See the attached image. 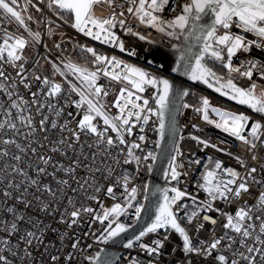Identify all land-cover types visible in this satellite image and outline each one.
<instances>
[{
	"label": "snow or ice",
	"instance_id": "snow-or-ice-1",
	"mask_svg": "<svg viewBox=\"0 0 264 264\" xmlns=\"http://www.w3.org/2000/svg\"><path fill=\"white\" fill-rule=\"evenodd\" d=\"M44 0H41L43 3ZM132 6L127 8V12L133 14L134 17L140 22V24L146 25L162 33L163 35L180 39L183 37L184 41L189 42L184 45L183 48L173 45L172 47L180 52V56L176 61V67L172 71H181L183 75L188 76L193 81H200L206 84L209 88H214L216 92H219L222 96H227L230 100L235 101L239 105L246 106L248 109L255 113L264 116V87H261L259 92L257 91L256 83H252L249 87L244 88L238 86L233 79L230 77L225 79L219 76L211 67H209L204 61L205 58H211L214 61L222 63V67L227 69L229 73L236 72L241 76L249 79L253 76V70L257 67V63L254 61H247L248 70L241 72L239 67H233L232 58L238 51L248 52L253 46L256 48H264V0H185L181 7V11L174 18L165 20L157 13L163 12L166 5H169L170 0H127ZM31 4L37 11L41 9L32 4V0H26V5L23 10H18V0H0V10L3 13V19L7 24L15 22L20 28L27 33L28 37L32 42H39L41 34L38 31H32L26 23L27 21L33 20L31 15L25 17L22 11H27V5ZM106 5L109 9H112L111 14L108 17L101 18L93 15V10L97 6ZM113 5L122 7V5L116 4V0H47V7L52 9L54 13L61 18H71L74 22L72 27L77 31L84 33V35L91 37L93 40H98L104 44H111L117 46L123 52L125 51L124 42L113 31L117 27V22L121 28H125V20L119 19L124 16V11H121L118 15L115 12ZM175 11V9H172ZM67 22V19H66ZM51 23V21H49ZM235 26L237 29L244 33H252L257 37L256 40H246L244 36L231 32L232 27ZM223 29V34H218L219 30ZM49 35L52 34V29L49 28ZM126 34L137 36L139 40L144 41L146 37L137 32H132L131 27L126 28ZM191 40H195L199 45V50L196 52L192 51ZM28 41L23 38H17L4 32L3 37L0 38V61L8 64L12 67H18L19 71L17 76L25 71L23 63L17 64L18 61L23 60V50L26 48ZM151 43V42H150ZM83 47V46H81ZM56 48L59 49L60 45L57 44ZM84 51L91 53L94 58L93 63L98 65L96 69L89 70L87 67L67 62L64 64V68L67 72L61 70L55 64L53 68L61 76H67L71 74L79 82L78 87L75 83L68 81L70 93H76L79 97L78 100L72 101V104L77 109L82 110L81 118L77 122V128L75 130L68 129L69 121L65 120L63 124L58 125L55 120L51 122L53 129L59 127L61 132L65 130L71 131V139L73 142H79L81 134H92L96 137L95 145L99 148L101 145H105V151H110L111 148L117 147L118 145H125L127 143L125 134L131 136L133 129L137 124L147 125L152 116H155L158 120V126L155 131L158 134L159 139L155 142L156 147H160V142L165 137L166 127H168L173 135L175 132L174 118L170 125L166 126L165 115L170 112V104L172 103L171 96H187L188 91L174 89V85L165 78L158 77L144 70L141 67L133 64L126 63L123 60L118 59L115 56L109 58L108 56L97 54V52L91 48H84ZM227 53V60L225 61L224 52ZM129 55H135V51L131 50L128 52ZM194 61V63H193ZM264 67V65H261ZM109 68L112 70L109 71ZM105 77H109L112 81L124 82L125 86L121 87L119 94L117 95L112 107L117 109L116 115H111L106 109L102 99L108 96L109 92L103 86L97 84L100 74ZM0 78L7 79L5 71L0 67ZM261 78H264V73H261ZM36 80H42L43 85L46 88L40 90L43 93L45 99L40 100L37 92H32L33 97L32 104L37 105L36 112L41 114L42 118L39 121V128L35 126V122L31 115V109L29 102L24 100L23 97H18L17 100H13V92L8 90V87L0 82V90H3L11 100L9 109L5 110V115L9 119H5L0 122V130L7 128L12 131L14 136L20 135V128L17 122H14L10 117L12 116L11 109L17 110V119L19 125L28 129L24 133V138L29 139L34 136L37 131L47 132V124L49 117L43 115L45 108L48 111H54L56 117H60L63 109L56 108V106L50 102L48 98H55L62 92V85L50 81L47 77L41 78L39 75L35 77ZM26 77L21 76L20 83L25 88H30V85L25 82ZM130 86V87H129ZM146 86H150L155 89L151 99L154 101L155 107L149 106V99L144 98L142 93L145 92ZM16 87V82L12 81L11 88ZM142 101V103H138ZM184 108L190 107L188 104L183 105ZM209 110L215 114L219 119L213 120L209 117ZM197 113L202 115V119L208 124L214 125L218 129H222L230 136L241 141L244 145L248 146V150L251 151L257 147V142L264 146V124L260 121L252 122L249 130V122L251 118L244 113H235L227 110H222L217 107H212L210 101L205 97L201 98V107L194 109ZM28 112V115H24ZM69 117L73 116V113L67 114ZM97 118L103 122L105 126L103 130L99 129V126L95 121ZM196 128V125H193ZM109 130L115 133V137L106 135ZM140 131H144V127L141 126ZM247 133V134H245ZM195 140L198 144L203 145L205 148L212 147L216 148L217 151H223L216 145L211 144L206 139H201L198 136L192 135L190 137ZM47 140V135L44 136ZM146 137L140 135L139 141H144ZM183 139V136L180 137ZM73 142H69L68 138H61L56 141L58 145H67L68 148H73ZM118 142V144H117ZM31 143H38V141L32 140L29 146L24 147L17 142L14 138L0 139V144L3 145H14L20 153H31L37 156V160L43 165L47 166L52 162L51 156L39 155L37 148L31 147ZM92 145H89L91 147ZM40 147H44L41 143ZM141 149V145L136 142H132L127 148V155L124 159V164H130L133 161L136 163L137 171L141 162H147L149 160L156 161L157 155L154 152H147L142 158L135 155L134 150ZM59 147H52V152H59ZM142 150V149H141ZM123 151V149H121ZM183 153L180 149L179 144L174 145L173 154L169 156L168 169L165 172V178H169L171 181H179L182 175L186 173L180 171L183 168L182 164H178L177 160ZM10 154L7 148L0 149V157H9ZM94 158V156H93ZM10 159L15 163L9 165L7 163L0 165V184H3L7 180L5 189L2 192L4 198L13 199V193L9 189L19 190L22 187L24 181L27 182L29 187L36 189V192H45L54 199H59L62 195L60 189L53 190L48 184H42L41 180L28 175V172L21 168L19 165L23 160L22 155H11ZM87 159V157H86ZM211 160V157L208 158ZM237 161L244 166V161L240 157H236ZM255 160L257 157L252 156ZM79 165V161H74ZM116 163H119L117 160ZM199 165L201 161L199 159L190 161ZM31 167V164L28 165ZM148 170L152 171V164H148ZM53 167L63 170L68 174H72L76 171L73 167L64 168L63 165H53ZM87 167V165H86ZM10 168V171H9ZM92 171L91 168H89ZM94 171H100L95 169ZM113 169L109 168V175ZM257 172L255 167L251 168L247 176L251 177L255 181L254 173ZM37 177L46 174L47 168L37 166L36 167ZM221 173H226L229 179H225ZM19 175L24 178V181L20 183L15 182L14 177ZM50 175L55 176V172ZM13 177V179H9ZM107 178V177H106ZM240 174L232 168H224L221 161L217 160L215 165L211 169H206L201 173V182L199 188L203 190L208 199L200 202L197 205V198L191 197L194 205L197 206L196 211L191 213H185V216L189 223L196 218L201 211L219 212L220 209L214 208L213 203L216 200L229 201L231 196L239 198L243 193L250 191V187L247 183V178L237 185V180H240ZM131 182L129 174L125 173L122 177L115 180V185H122L126 193L125 204L115 203L110 208H104L101 205L102 212L95 213L91 207L74 208L70 213L72 218L70 222L64 220V215L61 216V221L68 223V227L78 223V219L81 216V212L93 214V219L99 221L101 225L106 226L103 229V233L97 239L107 244L109 241L119 237L122 233L127 231V226L119 222V217L127 212L128 209L135 207V215L137 218L143 211V205L136 204L137 200V187L129 188L128 185ZM258 183H264L257 181ZM59 185H68V180L58 181ZM85 184H88V180H84L80 184L83 188ZM232 185H236L235 188ZM92 185L89 184V187ZM100 186H97L95 191L99 192ZM148 186L145 185V193L148 192ZM29 191L28 187H24L23 192L20 195L14 197V199L24 205L25 208L31 206V201L24 198V193ZM75 191V189H73ZM162 194V202L158 204L156 208L155 218L152 223L140 231L135 236L134 240H129L124 247L132 248L134 243L141 241V238L148 233H155L161 229L174 230L182 238V251L185 254H196L209 257L213 255V252H221V246L223 249H233V245H239L245 251H239L233 249L232 257L229 258L225 254H219L214 257L219 264H264V215L253 216V209L264 213V191H262L258 197L256 205L252 207H240L234 215L224 213L226 216V223L223 224V228L235 233L241 237L239 240L236 236L229 235L226 231L224 235L215 237L211 243L207 244L206 247H197L193 244V241L189 237L186 229L181 225L177 219L178 212L182 208H186L187 205L179 204L184 197L189 194L186 191L181 190L179 187L163 188L159 189ZM173 195H169V193ZM107 195L115 199L114 186H108L106 189ZM37 202H40V211L46 212L51 207L50 202L41 201L39 195L35 196ZM89 199L97 200L95 195L89 197ZM147 199V195H145ZM71 205L73 202L71 199L68 200ZM175 206V211L173 210ZM13 216V222L10 224L7 221L0 223V230L6 232L9 236L15 234L18 231V223L24 221L25 217L17 212L14 206H8L4 209ZM203 220L210 221L211 224L217 223L216 219L212 216L205 215ZM253 220H259L258 234L253 235L256 231L257 226L253 223ZM203 223L199 225V228H203ZM63 239V237H62ZM168 237L165 235L164 240ZM253 240V243L249 245L247 241ZM27 246H32L34 243H43V229L38 231H27L23 236L20 237ZM79 241L72 244V248H77ZM204 244L203 241L200 242ZM0 253L12 252L13 255L16 253L9 247L10 241L8 239L0 240ZM139 246L146 250L148 255H159L160 250L164 247V241L157 239L152 241L151 245L140 243ZM91 247V245H89ZM28 257H31V252L28 247L24 249ZM259 258V260L257 259ZM52 261L58 259L57 256L51 257ZM90 264H113L111 258L100 259V253H96L93 257H88ZM0 264H11L8 257L4 254H0ZM132 264H138L133 258ZM190 264V262H189Z\"/></svg>",
	"mask_w": 264,
	"mask_h": 264
},
{
	"label": "built area",
	"instance_id": "built-area-1",
	"mask_svg": "<svg viewBox=\"0 0 264 264\" xmlns=\"http://www.w3.org/2000/svg\"><path fill=\"white\" fill-rule=\"evenodd\" d=\"M184 2L185 0H170L169 5L165 6L163 12L157 13V15L165 20L172 19L180 13V6H182ZM32 4L37 5L41 10L37 11L35 7L29 4L27 5V11H22V14L25 17L28 15L33 17V20H26V23L32 31H38L41 34L39 42H32L23 28H20L15 22L7 24L3 19L2 10H0V38L3 37L4 32H7L11 36L23 38L28 41L22 53L23 60L18 61L17 64L23 63L25 71L21 76L26 77L25 82L30 85V88H25L24 85L19 82L21 76H17V72L19 71L18 67H12L2 61H0V67L5 71L7 79L0 78V82L4 83L8 87V90L13 92V100L18 101V97H23L24 100L29 102L31 115L37 129L39 128V121L42 116L36 112L37 105L31 103L33 100L31 93L37 92L40 100L43 101L45 97L40 90L46 88L42 80L35 79L37 75L41 78L47 77L50 81L62 85L61 94L55 98L48 99L56 108H62L63 112L60 117H56L54 111L50 112L45 108L42 114L49 117L47 124L48 131L46 133L37 131L33 137L25 139L23 134L26 133L28 129L19 125L17 110L11 109L12 116L10 119L17 122L21 134L14 136L12 131L5 128L0 130V139L14 138L24 147L29 146L32 140L38 141V143H31V147L37 148V153L39 155L51 156L52 162L45 166L37 160V156L33 155L31 151L20 153L14 145L0 144V149L7 148L10 154L7 158L0 157V165L5 163L11 165L15 163V161L10 159L11 155H22L23 160L19 166L24 168L29 176L40 179L42 184H48L53 190L59 188L62 195L59 199H54L43 191L36 192L35 188L29 187L23 177L16 175L14 177L15 182H24L19 190L9 189V191L13 193V199L6 200L2 192L6 187L7 180H5L3 184H0V223L7 221L10 224L13 222L12 214L4 211L8 206H14L17 212L25 217L24 221L18 223V231L15 234L9 236L6 232L0 230V240L5 238L8 239L10 241L9 247L16 253L13 255L12 252L6 251L0 254L6 255L9 261H11V264H90L88 257L95 256L96 253L107 246V244L97 239V237L102 235L107 221L105 225H101L99 221L93 219V214L81 212L78 223L69 228L68 223L61 221V216L64 215V220L70 222L72 218L70 215L65 214L66 210L67 213H70L74 208L91 207L94 209L95 213H101V205H103L104 208H110L115 203L125 204L126 193L123 186L114 184L115 180L122 177L125 173L129 174L131 177V182L128 187L138 188L137 200L134 202V205H143L144 208L146 204L145 195L148 194V192L145 193V185H147L149 189L153 166L156 161H142L138 171V166L134 161L130 164H124L123 161L127 155V148L132 142L139 143L142 149H135V155L142 158L149 151L157 155L159 148L156 147L155 142L159 137L155 128L158 126V120L155 116H152L147 125H142V122L141 124H137L131 136L125 134L127 141L125 145L113 147L108 152L105 151V145H101L99 148L96 147V137L92 134H81L80 141L73 142L71 139V131L65 130L61 132L59 127L53 129L51 127V122L55 120L58 125H61L65 120H68V129L75 130L77 128V122L81 118L82 110L77 109L74 104H72V101L78 100L79 97L76 93H70L68 81L75 83L78 87L80 86V82L71 74L61 76L55 71L53 64L65 72H67V70L64 68V64L67 62H72L94 71L98 65L93 63L94 58L91 53L83 50L84 48L91 47L97 54H102L109 58L115 56L126 63L141 67L157 76V74H163V70L171 66L170 55L166 50H176L172 47L173 45L180 47L181 38L178 40L167 37L151 27L140 24L133 14L127 12V8L132 5L128 3L127 0H116V4L122 5V7L113 5L117 15L121 11H124V16L120 17L118 15V20H125V28H121L117 22V27L113 29L120 40L124 42L126 50L122 52L117 46L101 43L77 31L69 25L74 21L66 22L63 18L49 10L47 7V0H44L43 3H41V0H32ZM25 5L26 0H18V10H23ZM173 8L175 11L172 10ZM111 11L112 9H109L106 5L97 6L93 10V15L105 18L111 14ZM49 21H51V23H49ZM127 27H131L132 32H137L145 36L146 40L141 41L137 36L126 34ZM49 28L52 29L51 35H49ZM230 31L244 36L246 40L257 39L254 34L244 33L235 26H233ZM223 32L224 30L220 29L218 34L222 35ZM57 44L60 45L59 49L56 48ZM131 50L135 51L136 54L134 56L128 54ZM224 56L226 61V51L224 52ZM247 61H254L257 63V67L253 70L251 79L241 76L236 72L229 73L227 69L222 67L221 62L214 61L208 57L205 58V62L212 66L213 69L214 66L224 69L238 86L247 88L254 82L259 92L260 88L264 87V78H261V73H264V67H261V65H264V48H256L253 46L248 52L238 51L232 58V65L233 67H239L241 72L247 71ZM111 70L112 69L109 68V71ZM12 81L16 82V87L14 89L11 88ZM97 84L108 90L109 94L102 99V103L105 104L106 109L111 115H116L117 109L112 107V105L121 87L125 86L124 82L112 81L109 77H105L101 73ZM190 89L191 92L188 98L191 97L192 99L198 100L200 105L189 103L187 101L188 98L182 103L178 118L179 134L176 142V144H179L183 153V155L178 158L177 163L183 165L180 171L186 173V175H182L178 182L171 181L169 177L166 180V185L167 188L179 187L189 194L178 202L179 204L187 205V207L182 208L178 212L177 219L186 229L195 246L206 247L215 237L224 235L226 231L229 235L236 236L237 240L241 238L235 233L223 228V224L226 223V216L224 213L234 215L235 211L240 207H252L257 204L260 193L264 191V183L257 182H264V146L257 142V147L249 151L248 146L244 145L241 141L230 136L222 129H218L214 125L205 122L202 119V115L194 111V109L201 107V98L206 97L210 102L216 101L223 105L225 107L223 110L248 115L251 118L249 130L252 122L260 121L264 124V116L253 112L246 106L239 105L221 97L201 85L190 86ZM154 92L155 89L146 86L145 92L140 94L144 98L149 99V106L153 108L155 104L151 97ZM138 103H142V101H138ZM184 104H188L190 107L184 108ZM10 105L11 100L8 95L3 90H0V122L9 119V117L5 115V110L9 109ZM69 112L73 113L72 117L67 115ZM28 114V112L24 113V115ZM95 123L98 124L100 130H103L105 127L99 118H97ZM193 125L197 127L194 128ZM141 126L144 127L143 132L140 131ZM45 135L48 137L47 140L44 139ZM106 135L115 137V133H112L110 130ZM140 135H144L146 139L144 141H139L138 137ZM192 135L208 140L211 144L223 149V151H217L216 148L212 147L205 148L195 140H192L190 138ZM181 136H183L182 140L180 139ZM61 138H68L69 142H73V148H68L66 144L63 146L56 144V141ZM262 139H264V137H262ZM41 143L44 147H40ZM89 145L92 146L89 147ZM52 147H59L61 150L59 152H52ZM121 149H123V151H121ZM253 155H255L257 159L253 160ZM209 157H211V160L208 159ZM236 157H240L244 161V166L237 161ZM197 159L201 161L199 165L190 163V161ZM117 160L119 163H116ZM217 160L222 162L224 168H232L240 174L241 179L237 180V185L247 178L250 191L247 193L242 192L239 198L231 196L229 201L216 200L213 203V207L220 209L219 212L201 211L199 215L189 223L185 213H191L197 210V206L193 204L191 197L194 196L197 198V205L208 199L207 194L199 188L201 173L206 169L213 168ZM74 161H79V165L74 163ZM29 164H31V167L28 166ZM54 164L63 165L64 168L73 167L76 171L72 174H68L63 170L53 167ZM148 164H152L151 172L148 170ZM37 166L46 167L47 173L37 177ZM253 167L257 169V172L253 174L255 181L247 176L248 172ZM89 168H91L92 171H90ZM97 168L100 169V171H94ZM109 168L113 169L110 175L108 173ZM53 172H55V176L50 175ZM221 174L225 179L230 178L226 173ZM0 175H3V173H0ZM9 179H13V177H9ZM60 180H68V185H59L58 181ZM84 180H88V184H85L84 187L81 188L80 184L83 183ZM89 184L92 186L89 187ZM97 186L101 187L99 192L95 191ZM108 186H114L115 199L107 195L106 189ZM24 187L29 188V191L24 193V198L31 201V206L27 208L14 199L15 196L23 192ZM232 187L235 188L236 185H232ZM73 189H75V191H73ZM36 195L41 197V201L50 202L51 207L48 211H40V202L36 201ZM92 195H95L98 199H89ZM169 195L171 196L173 193L170 192ZM69 199L73 202L71 205L68 203ZM173 210L175 211V206ZM205 215L212 216L216 219L217 223L213 225L210 221L203 220V216ZM258 215H264V213L253 209V216L255 217ZM139 217L137 218L135 215V207H133L119 217V222L129 228L138 221ZM201 223L204 225L203 228H199ZM253 223L257 226L256 231L253 233V235H256L258 234L260 221L253 220ZM39 229H43V243H34L32 246H27L20 240V237L27 231H38ZM165 235L168 237L167 240H164ZM157 239L164 241V247L160 250L159 255H148L146 250L139 246L140 243L151 245L152 241ZM76 241H79V243L77 248L74 249L72 248V244ZM201 241L204 242L203 245H201ZM182 243V238L179 234L171 229H161L155 233H148L141 238V241L134 243L132 248H121L122 254L116 264H132L133 258H135L138 264H189V262L190 264H219V262L214 259L215 256L222 253L231 259L233 258V249L245 251V249L241 248L238 244L233 245V249L227 250H224L222 245L221 252L214 251L212 256L204 257L203 255H196L194 253L185 254L182 251ZM247 243L251 245L253 240L249 239ZM89 245H91V247H89ZM0 247H2V245H0ZM26 247H28V250L31 252V257H28L25 253L24 249ZM52 256H57L58 259L52 261ZM257 259L259 260V258Z\"/></svg>",
	"mask_w": 264,
	"mask_h": 264
},
{
	"label": "water",
	"instance_id": "water-1",
	"mask_svg": "<svg viewBox=\"0 0 264 264\" xmlns=\"http://www.w3.org/2000/svg\"><path fill=\"white\" fill-rule=\"evenodd\" d=\"M186 43L189 42L184 41L183 37H181L180 48H183ZM190 43L192 45L193 52L199 50V45L196 43L195 40H191ZM166 51L170 55L171 66L164 69L163 74H157V76L168 79L174 85V89L176 90H180L181 92L187 90L188 95L170 97L172 103L170 104V112L166 113L165 115V122H166V126L170 125L174 118L176 134L173 135L170 129L166 127L165 137L160 142L159 151L157 153V160L153 166V172L147 194L146 204L143 208V211L140 214L138 221L131 227L127 228V231L122 233L119 237L109 241L107 243V246L99 252L101 260L105 258H111L113 264H116V262L118 261L119 257L122 254L120 249L126 248L124 247V245L129 240H134L135 236L138 235L140 231L144 230L152 223V221L155 218L156 208L158 204L162 202V194L159 191V189H163L167 187L166 185L167 179L165 178V172L168 169L169 156L173 154L174 145L176 144L178 139V134H179L178 118L180 114L181 105L188 98L191 92L190 86L202 85L203 87L209 89L213 93L230 100L227 96H222L219 92H216L214 88H209L206 84L200 81H193L189 79L188 76L183 75L182 70L175 72L172 71V69L176 67V61L180 56V52L177 50H166ZM207 65L212 68V66H210L209 64ZM230 101L235 102L233 100Z\"/></svg>",
	"mask_w": 264,
	"mask_h": 264
},
{
	"label": "rangeland",
	"instance_id": "rangeland-1",
	"mask_svg": "<svg viewBox=\"0 0 264 264\" xmlns=\"http://www.w3.org/2000/svg\"><path fill=\"white\" fill-rule=\"evenodd\" d=\"M51 12H53L54 13V11L52 10V9H49ZM58 16V15H57ZM69 25H72V24H69ZM219 76H222V77H224L225 79H227V78H231V76L229 75V74H227V75H221V74H218ZM232 79V78H231ZM210 105L212 106V107H217V108H220V109H225V107L223 106V105H221V104H219V103H217L216 101H211L210 102ZM209 117H210V119H213V120H218L219 118L217 117V116H215V114L214 113H212L210 110H209Z\"/></svg>",
	"mask_w": 264,
	"mask_h": 264
},
{
	"label": "trees",
	"instance_id": "trees-1",
	"mask_svg": "<svg viewBox=\"0 0 264 264\" xmlns=\"http://www.w3.org/2000/svg\"><path fill=\"white\" fill-rule=\"evenodd\" d=\"M65 21L67 19V22H72L73 20L71 18H63ZM214 70L217 74H221V75H227V72L220 68V67H217V66H214ZM202 86V85H201ZM189 103L193 104V105H200V102L196 99H192L191 97L188 98L187 100Z\"/></svg>",
	"mask_w": 264,
	"mask_h": 264
}]
</instances>
